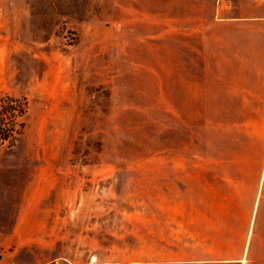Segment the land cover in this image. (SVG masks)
I'll return each mask as SVG.
<instances>
[{
    "label": "rangeland",
    "instance_id": "1",
    "mask_svg": "<svg viewBox=\"0 0 264 264\" xmlns=\"http://www.w3.org/2000/svg\"><path fill=\"white\" fill-rule=\"evenodd\" d=\"M179 1L0 0V264H264V216L188 214L264 179V110L174 108Z\"/></svg>",
    "mask_w": 264,
    "mask_h": 264
},
{
    "label": "crops",
    "instance_id": "2",
    "mask_svg": "<svg viewBox=\"0 0 264 264\" xmlns=\"http://www.w3.org/2000/svg\"><path fill=\"white\" fill-rule=\"evenodd\" d=\"M179 3L173 11L172 53L167 58L172 61L173 106L222 110L228 137L237 144L244 110H264V0ZM192 185L189 216H264L261 177L248 184L254 191L246 197L235 192L212 195L215 188H242L240 181Z\"/></svg>",
    "mask_w": 264,
    "mask_h": 264
},
{
    "label": "trees",
    "instance_id": "3",
    "mask_svg": "<svg viewBox=\"0 0 264 264\" xmlns=\"http://www.w3.org/2000/svg\"><path fill=\"white\" fill-rule=\"evenodd\" d=\"M16 101H18L15 98H11L9 96H4L2 97V99L0 100V110L2 111H15V106L13 105V103H15ZM20 111V108H19ZM2 130V127H0V131Z\"/></svg>",
    "mask_w": 264,
    "mask_h": 264
}]
</instances>
